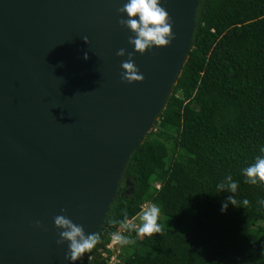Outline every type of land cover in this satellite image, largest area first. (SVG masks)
Masks as SVG:
<instances>
[{
	"label": "water",
	"instance_id": "95a60500",
	"mask_svg": "<svg viewBox=\"0 0 264 264\" xmlns=\"http://www.w3.org/2000/svg\"><path fill=\"white\" fill-rule=\"evenodd\" d=\"M125 3L0 0V264H81L85 254L72 262L68 242L56 243L54 217L101 231L166 106L192 49L197 0H161L175 38L142 55L118 23ZM121 48L142 82L122 80Z\"/></svg>",
	"mask_w": 264,
	"mask_h": 264
},
{
	"label": "trees",
	"instance_id": "16d2710c",
	"mask_svg": "<svg viewBox=\"0 0 264 264\" xmlns=\"http://www.w3.org/2000/svg\"><path fill=\"white\" fill-rule=\"evenodd\" d=\"M194 22L181 74L82 264H106L111 222L152 203L164 230L125 232L135 243L116 246L118 264H264V183L243 174L264 157V0H197ZM229 175L237 190L220 191Z\"/></svg>",
	"mask_w": 264,
	"mask_h": 264
},
{
	"label": "clouds",
	"instance_id": "9594fccd",
	"mask_svg": "<svg viewBox=\"0 0 264 264\" xmlns=\"http://www.w3.org/2000/svg\"><path fill=\"white\" fill-rule=\"evenodd\" d=\"M120 14H126V19L121 16L118 23L127 28L133 34L129 36L128 43L134 46V51L141 55L146 50H151L153 47L169 46L175 38L172 32V21L168 11L161 6V0H127L121 8L117 9ZM84 41L88 43V38L83 37ZM118 57L127 55L128 59L121 62L122 80L131 84L133 82H142L144 76L139 73V69L133 60V53L127 52L124 48L116 52ZM87 59V53H85ZM264 151V149H262ZM243 174L246 181L251 184L257 182L264 183V157H257L250 166L243 169ZM238 184L232 180L229 175L226 182L217 185L220 191L227 189L230 192L237 190ZM228 203L236 205L237 201L234 197H228ZM243 204L246 206L249 201L244 200ZM227 208V203L223 205V209ZM65 210H61L64 212ZM161 209L158 205L152 203L147 204L138 213L140 221L137 225L134 221L136 216L128 219L127 211L124 210L123 220H113L111 223L116 225L119 230L111 233V241L115 245L121 247L134 244L135 241L131 239L125 232L137 231L140 236L151 237L154 234L161 233L164 230V224L160 222ZM39 226V221L36 222ZM54 225L59 231V239L56 241L58 245L68 242V253L66 259L75 262L83 257L87 252H90L99 242L100 236L97 233L85 234L82 225H77L67 218L65 215H57L54 217Z\"/></svg>",
	"mask_w": 264,
	"mask_h": 264
},
{
	"label": "built area",
	"instance_id": "2783aa9c",
	"mask_svg": "<svg viewBox=\"0 0 264 264\" xmlns=\"http://www.w3.org/2000/svg\"><path fill=\"white\" fill-rule=\"evenodd\" d=\"M156 187L158 188L159 186L157 185ZM116 246L117 245L113 244L110 239V242L106 248L111 251V254L106 264H118L119 263V259H118L119 250L116 248ZM102 255L106 256V253H103Z\"/></svg>",
	"mask_w": 264,
	"mask_h": 264
},
{
	"label": "rangeland",
	"instance_id": "374dc122",
	"mask_svg": "<svg viewBox=\"0 0 264 264\" xmlns=\"http://www.w3.org/2000/svg\"><path fill=\"white\" fill-rule=\"evenodd\" d=\"M158 184H156V186H157ZM159 186V185H158ZM145 205H147V204H145ZM145 205H143L142 206V208L143 207H145ZM137 217V219L134 221L137 225H139V223H140V221H139V219H138V215L136 216ZM138 234V233H137ZM141 237V236H140ZM81 264H82V261H81Z\"/></svg>",
	"mask_w": 264,
	"mask_h": 264
}]
</instances>
